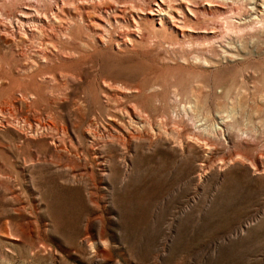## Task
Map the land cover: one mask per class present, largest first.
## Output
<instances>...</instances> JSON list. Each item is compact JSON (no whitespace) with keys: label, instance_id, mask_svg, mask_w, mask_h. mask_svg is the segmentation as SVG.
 <instances>
[{"label":"rangeland","instance_id":"374dc122","mask_svg":"<svg viewBox=\"0 0 264 264\" xmlns=\"http://www.w3.org/2000/svg\"><path fill=\"white\" fill-rule=\"evenodd\" d=\"M0 264H264V0H0Z\"/></svg>","mask_w":264,"mask_h":264},{"label":"bare ground","instance_id":"6f19581e","mask_svg":"<svg viewBox=\"0 0 264 264\" xmlns=\"http://www.w3.org/2000/svg\"><path fill=\"white\" fill-rule=\"evenodd\" d=\"M94 1V0H93ZM67 2V1H66ZM66 4H68V3H66ZM57 5V4H56ZM77 5H79V4H77ZM64 6V5H63ZM81 6H82V4H81ZM152 6V5H151ZM59 7V6H58ZM69 7H70V5H69ZM69 7H66V8H69ZM72 7L73 6H71L70 8L72 9ZM75 8V7H74ZM117 8V7H116ZM58 9V8H57ZM62 9H63V7H62ZM70 9V10H71ZM128 9V8H127ZM132 9V8H131ZM74 10V9H73ZM148 10V9H147ZM147 10H146V12H147ZM162 11H159L158 12V14H153L152 13V10H151V12L149 11V13L148 14H146L148 17H150V18H152V19H154L155 17H161V16H170L171 18H173L172 19V21L174 22V21H176V19H177V17H175L174 15H172L171 16V12H168V11H166V10H164V9H161ZM59 11H60V7H59ZM75 11V10H74ZM145 11V10H144ZM143 11V12H144ZM156 11V10H155ZM75 13V12H74ZM26 14V13H25ZM37 14V13H36ZM40 14V13H39ZM77 14H78V12H77ZM88 14V13H87ZM110 15V14H109ZM88 16V15H87ZM145 16V15H144ZM41 17V16H40ZM89 17V16H88ZM92 17V16H91ZM36 18L37 19H39V17H38V15L36 16ZM93 18V17H92ZM121 18H122V16H121ZM124 18V17H123ZM42 19V18H41ZM90 19V18H89ZM104 19H105V17H104ZM110 19V18H109ZM157 20H162V21H165L166 23L168 22L169 24H170V22L168 21V20H166V19H157ZM90 22H92V21H90ZM108 22V21H107ZM106 22V23H107ZM177 22V21H176ZM175 22V23H176ZM181 22V21H180ZM105 23V22H104ZM109 23V22H108ZM179 23V22H178ZM135 24V23H134ZM96 25V24H95ZM109 25V24H108ZM111 25V24H110ZM118 25V24H117ZM120 25V24H119ZM129 25V24H128ZM161 25V24H160ZM98 27V26H97ZM110 27V26H109ZM114 27V26H113ZM116 27V26H115ZM178 28H176V29H178V30H180V27L179 26H177ZM110 29H113V28H110ZM108 31H110V30H108ZM107 32V31H106ZM108 33V32H107ZM124 34H125V32H124ZM126 35H129V34H126ZM124 36V35H123ZM125 38V37H124ZM123 39V38H122ZM127 40V39H126ZM127 43H128V40H127V42L126 43H123V45H127Z\"/></svg>","mask_w":264,"mask_h":264}]
</instances>
